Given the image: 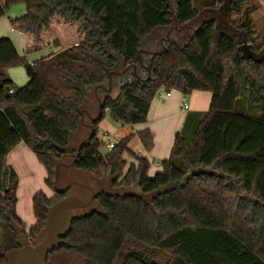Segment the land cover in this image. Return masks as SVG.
<instances>
[{
	"label": "trees",
	"instance_id": "1",
	"mask_svg": "<svg viewBox=\"0 0 264 264\" xmlns=\"http://www.w3.org/2000/svg\"><path fill=\"white\" fill-rule=\"evenodd\" d=\"M248 1L0 0V17L25 4L10 20L26 36L25 52L49 51L30 61L0 36V264L11 250L41 240L50 208L67 195L54 190L55 168L72 162L73 139L91 132L81 123L82 109L98 108L90 90L133 65L136 73L113 75L121 83L115 97L98 89L102 115L70 167L109 178L111 190L97 189L90 208L74 211L46 264H264V40L252 36L256 8L243 9ZM16 66L28 75L21 87L8 75ZM162 90H206L212 100L207 111L187 116L171 156L150 176V161L129 148L132 135L102 151L99 123L107 116L145 122ZM239 100L259 105L260 116L238 111ZM138 136L151 151L150 129ZM21 142L55 192L34 195L36 224L28 230L16 209L18 176L7 164ZM126 154L137 163L127 167ZM133 185L141 195L123 190Z\"/></svg>",
	"mask_w": 264,
	"mask_h": 264
},
{
	"label": "crops",
	"instance_id": "2",
	"mask_svg": "<svg viewBox=\"0 0 264 264\" xmlns=\"http://www.w3.org/2000/svg\"><path fill=\"white\" fill-rule=\"evenodd\" d=\"M20 12L24 14L26 12V7ZM14 17L9 16L8 12L6 15L0 17V36L7 37L9 36L8 34L13 33L12 36L16 38V41L18 42L20 47L16 45L15 43L16 41L14 39H11L10 37L9 38L14 42L19 53L24 56L26 53L25 52L26 36L23 33L13 28L10 20ZM48 52L49 51L31 53L32 54L31 61L37 60L38 58L45 56ZM18 74L19 73H17V70H15V68L8 69V75L13 80H17V82L18 80H21L18 79V76L21 75V73L19 75ZM26 81H28L27 74H25V78H24V82ZM120 87H121V83L117 80H114L113 91L111 93L112 97H115L118 94ZM90 95H92L89 96L90 100L92 98H95L98 102L96 91L90 90ZM100 97L102 98L103 95H100ZM211 100H212L211 91L195 90L192 93L184 94L178 90H172L170 94H166V92L162 90L153 99L148 112V119L145 122L134 125H123L114 122L109 116H107L106 118H108L109 121H112L111 130L112 132H114L112 134V137L115 140L128 135H132V139L129 143L130 150L138 154L139 156L147 158L150 161L151 166L148 174L150 176H154L158 171L162 170L161 162L163 160L168 159L171 156L175 143L176 133L183 129L187 116L193 112L207 111L210 107ZM185 105H187V108L185 107ZM88 110L91 113H94L95 111L97 112V110H99V102L97 109H91L90 107H88ZM106 118H104L99 123V128L101 127L102 123L105 121ZM147 128L150 129L154 141V146L151 151H148L144 147L140 137L138 136L139 131H142ZM101 130L102 129H100V132ZM105 132L108 131H103V134H105ZM105 151H108V149H106ZM125 157L128 161L127 167L131 163L135 162L134 160L131 161L133 155L126 154ZM7 164L15 170L20 185L23 179L29 180L28 192L30 194H33V192H35L37 188H43L44 184L46 185L45 179L47 177V171L44 165L39 161L36 154L24 142L19 143L10 151L7 157ZM48 196L51 197L52 194ZM31 201H32L31 203L32 214L34 216L33 199ZM20 204H21L20 197H17V205H16L17 213L24 221L25 217H23V215L21 214ZM35 224H36V218H35ZM30 227H27L26 225L27 230Z\"/></svg>",
	"mask_w": 264,
	"mask_h": 264
},
{
	"label": "water",
	"instance_id": "3",
	"mask_svg": "<svg viewBox=\"0 0 264 264\" xmlns=\"http://www.w3.org/2000/svg\"><path fill=\"white\" fill-rule=\"evenodd\" d=\"M141 51L142 50H140L139 54ZM151 53L156 54L157 52ZM140 63L142 64L141 61ZM131 67H133L134 72L136 73L137 65L127 66L122 71L113 70L109 74L108 82L96 87L95 91L97 93V99L99 102L98 116L95 117L88 109H82L81 111V123L89 127L91 132L78 144L77 153L73 161L70 163L60 161L57 163L55 168L54 190L57 193H66L73 185H77L84 189H88L91 192L90 197L88 199H84L78 194L69 193L64 198L56 202L48 212L45 232L42 239L34 245L26 243L16 249L11 250L7 256V264H46L49 254L60 247L61 238L70 230L74 211L77 209L88 208L94 204L98 192H96L90 184L81 182L79 180H72L63 187H58L61 167H73L81 152L82 146L85 145L95 134L94 122L101 117L104 104L102 98L98 94V89H102L104 94L112 93L113 75L125 74L130 70ZM148 70H150L149 67ZM148 78H150V75ZM85 114L90 119V122L88 123L85 122Z\"/></svg>",
	"mask_w": 264,
	"mask_h": 264
},
{
	"label": "rangeland",
	"instance_id": "4",
	"mask_svg": "<svg viewBox=\"0 0 264 264\" xmlns=\"http://www.w3.org/2000/svg\"><path fill=\"white\" fill-rule=\"evenodd\" d=\"M248 7H255L256 8L252 12V19H251L252 23H253L252 36H253L255 42L260 43L262 40H264V0H249L247 3H245L243 5V9H246ZM24 8H25V4L14 5L9 9L8 14L11 17L20 16L22 14L20 11L23 10ZM222 17H223V15H222ZM232 17L239 19L240 15H236L233 13ZM4 19H6V18H4ZM199 21L200 20L196 21L194 23V26H196L199 23ZM8 35L9 36H7V37H10L11 39H14L16 41V38L14 36H12L13 33L8 34ZM185 42H186V40H185ZM15 43L18 47H20L17 41ZM25 54H27V53H25ZM28 56H27L28 59L31 61L32 54H28ZM12 68H15V70H17V73H19V74L21 73V75L18 74L19 75L18 79H21V80H18V82H17V80H14V83L18 87L25 85L27 83V81L24 82L25 74H27L26 69L23 66H16V67H12ZM22 78H23V80H22ZM236 109L242 113L251 115L253 117H259L260 112H261V107L259 105H251L249 102H247L245 100H239L237 105H236ZM85 122L88 123V122H90V120L88 121V119L85 118ZM111 126H112V121H109V119L106 118L100 127V129H102V130H101L99 135L104 140V145L102 147L103 151H105L107 149L106 144H105L106 136L103 134V131H108L109 133L113 134L114 132H112ZM88 132H89V130L83 132L82 136L73 139V141H72L73 145L72 146L77 149L78 144L85 137V135L86 136L88 135ZM188 135L190 136V133ZM115 138H118V137H115ZM69 160L70 159H68V161ZM133 160L137 163V161L134 157L131 158V161H133ZM44 172H45V170H44ZM73 172H74L75 176L79 179V181L90 184L91 186L95 187L96 190L100 189V188H104V186H106L108 188V190H111L110 184H109V182H110L109 178H107L105 181L104 180L100 181V180H97L92 174H90L88 172H82V171L78 172L77 170H74ZM66 181H67L66 179H63V183L64 182L66 183ZM43 182H44V179H43ZM28 183H29V180L23 179V181H21V185H20L19 179H18V187L16 189V195H17V197H20V202H21L20 210H21V214L23 215V217H25L24 222L26 223L27 227H30V226H33L35 224V218L32 214V204H31L32 203L31 200L33 199L34 195L37 192L41 191V192L47 193L48 195L52 194V196H53V195H55V192L52 188L46 186L43 183L44 184L43 188H37L35 190V192H33V194H30L28 192V190H29ZM18 190H19V192H18ZM123 190L125 192H133L135 194L141 195L140 189L136 185H133V186L129 187L128 189H123ZM31 195H32V197H31ZM43 235L44 234L42 233L38 237L37 241L42 239ZM22 239H23V237H22Z\"/></svg>",
	"mask_w": 264,
	"mask_h": 264
},
{
	"label": "flooded vegetation",
	"instance_id": "5",
	"mask_svg": "<svg viewBox=\"0 0 264 264\" xmlns=\"http://www.w3.org/2000/svg\"><path fill=\"white\" fill-rule=\"evenodd\" d=\"M169 35L171 34L170 32L168 33ZM65 170H67L68 172H63V174H61V178L63 179H66V183L67 184L68 182L72 181V180H79L74 173H72V171L70 172V168L68 167H65ZM60 178V179H61ZM64 184V185H65ZM93 187V186H92ZM95 189V187H93ZM103 189V188H101ZM96 192H98L96 189H95ZM67 194L69 193H74V194H78L80 195L81 197H83L84 199H88L91 195V192L88 190V189H84L82 187H79L77 185H73L70 190L68 192H66ZM91 207V206H90ZM89 208V207H88Z\"/></svg>",
	"mask_w": 264,
	"mask_h": 264
},
{
	"label": "built area",
	"instance_id": "6",
	"mask_svg": "<svg viewBox=\"0 0 264 264\" xmlns=\"http://www.w3.org/2000/svg\"><path fill=\"white\" fill-rule=\"evenodd\" d=\"M13 91H14L13 89L10 90V92H13ZM166 94H170V92ZM185 107L187 108V105H185ZM104 135L106 136V140H105L106 147L108 150H110L115 146L116 140L112 137V134H110L109 132H105Z\"/></svg>",
	"mask_w": 264,
	"mask_h": 264
}]
</instances>
